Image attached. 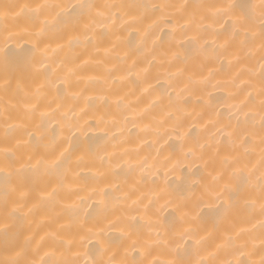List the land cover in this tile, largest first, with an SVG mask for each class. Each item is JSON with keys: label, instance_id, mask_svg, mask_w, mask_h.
I'll return each instance as SVG.
<instances>
[{"label": "snow or ice", "instance_id": "obj_1", "mask_svg": "<svg viewBox=\"0 0 264 264\" xmlns=\"http://www.w3.org/2000/svg\"><path fill=\"white\" fill-rule=\"evenodd\" d=\"M185 167L164 223L143 182ZM0 264H264V0H0Z\"/></svg>", "mask_w": 264, "mask_h": 264}, {"label": "bare ground", "instance_id": "obj_2", "mask_svg": "<svg viewBox=\"0 0 264 264\" xmlns=\"http://www.w3.org/2000/svg\"><path fill=\"white\" fill-rule=\"evenodd\" d=\"M12 2H24V0H12ZM98 3H103L105 0H97ZM112 2H122V0H112ZM124 2H137V0H124ZM144 2L148 3H160V2H169V0H144ZM189 4L199 2V0H187ZM212 2L216 3H232L237 2V0H212ZM243 2H249V3H258L259 0H243ZM125 39H129L128 33L126 32L124 34ZM57 43H62V41H52V47L55 48ZM127 50L126 48H122L121 51ZM80 53L79 49L76 50H70L67 47L64 48L63 51H58L56 53V56L58 58H64V57H74ZM89 56L86 53H80V60L77 61V63L81 62L82 60L88 59ZM258 57L257 60H254L253 63L258 68ZM20 71H24L21 69ZM84 75H91L93 74V70L91 67H88L84 69L83 72ZM163 83V81H162ZM211 102L213 107L216 109V111H219L221 113V119L227 120V117L229 115L227 111V102L226 97L228 95V89L227 88H217V89H211ZM207 99V97H206ZM193 107H196L197 112H199V107L195 105V97H191L188 101L187 110L189 112L192 111ZM207 118H205L206 120ZM201 127V123L198 121L196 114H193V116L189 117L186 124L184 131L185 133L192 131L195 129V131H192V135L196 136L199 133V129ZM95 135H100V133L96 132L93 133ZM133 137H135V133H133ZM147 139V138H145ZM165 141L167 142L166 145H164V155H172L174 159H182V154L184 151L187 150V147L185 145H182L181 142H179L175 136H173L171 139L168 137H165ZM164 144L162 141L161 144L154 145L152 147H146L142 144H140L139 141H136L132 145H129V147L138 148L141 150V153H147L151 151L153 154H155V149L161 147V145ZM199 166V165H198ZM211 171V169H203V175L207 176V173ZM188 169L185 167L184 171L181 172L179 168H177L175 173L169 172L168 173V180L169 184H164L163 182V173H161L160 177H154L149 176L146 181L143 182L142 188L144 193L149 195V198L151 199L153 191L160 195V199L157 200L155 204V209L158 213V217L161 221L164 223H168L173 219V213L175 209L174 203H169V201L175 200L178 196V193L174 191L173 189L176 187V185L179 183L180 178L182 176L187 175ZM198 177H193V179H197ZM120 182L123 184L125 180L128 181L129 185L134 184L139 179L138 173H130L127 176L121 175L120 176ZM135 199V197H133ZM93 201H90L89 203H92ZM148 201H145L147 203ZM132 215H135L133 213ZM178 215V214H177ZM254 222V221H253ZM233 225H236L237 228L239 227H248V225L244 222V215L241 214L236 219L229 221L227 223H224L220 226V231L223 233L226 229L231 228ZM209 228L211 229V224L209 225ZM142 232H146V228L141 229ZM106 233L110 235L111 241L113 244L114 249H119L121 252L127 251V258L129 261L138 260L141 258L140 252L138 249L133 248L132 244L135 239H137L136 236H131L128 238L127 236L121 235L119 230L113 229L111 232H108L106 229Z\"/></svg>", "mask_w": 264, "mask_h": 264}]
</instances>
